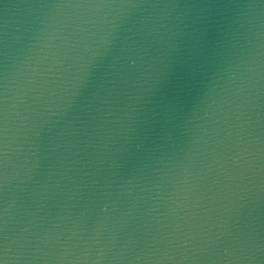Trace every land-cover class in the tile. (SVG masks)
Instances as JSON below:
<instances>
[{"label": "water", "instance_id": "1", "mask_svg": "<svg viewBox=\"0 0 264 264\" xmlns=\"http://www.w3.org/2000/svg\"><path fill=\"white\" fill-rule=\"evenodd\" d=\"M0 259L264 264V0H0Z\"/></svg>", "mask_w": 264, "mask_h": 264}, {"label": "snow or ice", "instance_id": "2", "mask_svg": "<svg viewBox=\"0 0 264 264\" xmlns=\"http://www.w3.org/2000/svg\"><path fill=\"white\" fill-rule=\"evenodd\" d=\"M0 264H6V259H0Z\"/></svg>", "mask_w": 264, "mask_h": 264}]
</instances>
